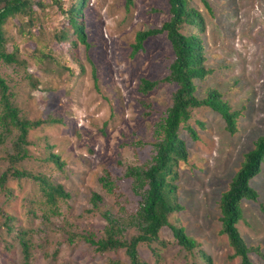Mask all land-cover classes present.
I'll return each mask as SVG.
<instances>
[{
  "label": "rangeland",
  "instance_id": "374dc122",
  "mask_svg": "<svg viewBox=\"0 0 264 264\" xmlns=\"http://www.w3.org/2000/svg\"><path fill=\"white\" fill-rule=\"evenodd\" d=\"M33 23L25 17L8 18L4 25L7 46L19 48L18 63H0V75L13 93V101L29 118L55 119L32 127L27 133V157L17 166L40 172L61 184L68 198L58 199L53 208L30 177L7 181L9 197L0 191V211L15 217L14 226L32 229L31 264H109L127 261L122 250L98 255L76 241L68 244L62 228L77 226L96 236L105 220L89 202L91 191L103 198L102 209L116 212L119 203L132 212L138 195L131 190V178L124 176L130 164H141L152 156L153 130L171 105L173 84L161 82L143 94L140 77L160 79L169 73L173 51L164 34L148 36L144 48L131 55L136 30L158 26L170 18L168 0H86L83 6L85 46L76 39H60L70 33L64 13L77 0H34ZM37 1L41 3L38 4ZM190 0L204 17L199 32L206 48L210 75L196 79V93L216 88L232 109L239 110L238 129L227 132L221 115L207 106L194 107L188 122L194 136L183 125L180 137L188 149V159L179 164L177 201L182 209L169 222L184 228L198 249L213 264H240L232 258L227 238L220 235L219 195L240 166L243 153L253 140L264 134V0ZM19 27L24 30L20 31ZM197 31L183 25L182 32ZM93 74L95 79H93ZM36 79V85L31 83ZM152 101L153 111L144 115L140 99ZM13 133L0 144V174L9 165ZM56 153L64 162L58 169L48 159ZM109 175L112 191L100 181ZM250 183L255 200H240L243 216L237 227L245 244L264 255V162ZM122 212L121 214H123ZM130 230L127 237L134 235ZM160 240L161 264H205L197 250L186 256L175 243L172 231L163 228ZM156 247V246H153ZM157 248V247H156ZM55 253V254H54ZM138 255L155 264L149 249L141 245ZM253 264H264L253 253ZM20 248L14 237L5 234L0 214V264H21Z\"/></svg>",
  "mask_w": 264,
  "mask_h": 264
},
{
  "label": "trees",
  "instance_id": "16d2710c",
  "mask_svg": "<svg viewBox=\"0 0 264 264\" xmlns=\"http://www.w3.org/2000/svg\"><path fill=\"white\" fill-rule=\"evenodd\" d=\"M59 8L62 5L58 0H51ZM86 0H77L64 13L70 33L62 32L58 38L66 39L70 36L75 38L69 40L72 46L76 45V39L88 46L83 23V6ZM132 0H127V6ZM170 18L158 26H148L135 31L131 43V55L144 48L143 41L151 35L164 34L173 51V57L169 64V73L160 79L140 77L138 90L145 94L154 89L161 82L174 85L171 92V105L166 114L161 118L153 130L155 141L152 142V157L141 164H130L124 169V176L131 178V190L138 195L132 212H127L123 204L119 203L116 212L102 209V196L91 191L89 202L91 208L100 212L105 220V227L100 236L83 229L76 232L77 226L66 224L63 231L68 244L82 241L88 244L94 254L105 255L122 250L127 261L115 259L109 264H148L138 255V247L146 246L155 264H161L160 250H165L167 244L160 240V232L163 228L172 231L176 245L191 256L198 249L195 239L186 235L181 226L173 225L169 221L172 214L182 209L177 201V181L179 179V164L188 159V149L185 141L180 137L179 130L185 125L191 135L194 136V127L189 124L191 110L198 106H207L219 113L225 122L228 133L237 131V121L240 111L232 109L228 101L224 100L221 93L213 87H205L204 94L198 96L196 93V79H202L210 75L213 69L208 66L206 48L199 32L204 29V17L199 9L191 5L190 0H168ZM202 2L209 7L208 0ZM34 0H0V63H18L19 48L13 46L10 50L7 46V38L4 34L3 25L8 18L25 17L28 24L33 23ZM40 4V1H37ZM193 25L197 31L182 32L183 25ZM20 31L24 29L19 27ZM93 74V79H95ZM35 86L36 79H31ZM144 105V115L153 111L151 100L140 99ZM55 119L29 118L23 115L20 108L13 101V93L0 75V144H3L8 135L13 133L11 149L13 152L7 154L9 165L0 174V191L9 197V188L6 185L10 179L30 177L38 181L40 190L48 204L56 206L58 199H65L69 194L64 191L61 184L53 181L40 172L19 168L17 164L27 157V133L30 128L40 124L55 122ZM48 159L58 169H63L64 162L56 153L49 152ZM240 166L232 176L227 188L222 191L217 201L220 211V235L227 238V244L232 250V258H238L240 264H253L249 254L253 253L264 261V255L259 249L248 247L237 227L243 211H241L240 200L242 198L255 200L257 191L250 180L260 170L264 162V134L257 136L252 146L243 153ZM100 181L107 191H112V182L109 175L101 177ZM124 212L123 214H121ZM2 216V227L5 234L14 237L20 248L21 264H31L32 245L30 237L34 233L32 229L16 228L15 217L4 211ZM130 230L135 234L127 237ZM156 246V247H153ZM55 254V253H54ZM198 257L205 264H213L212 260L197 250Z\"/></svg>",
  "mask_w": 264,
  "mask_h": 264
}]
</instances>
